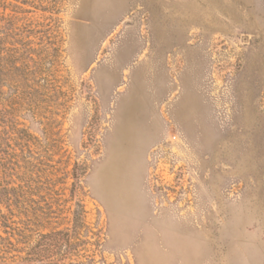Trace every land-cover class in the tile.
Listing matches in <instances>:
<instances>
[{"label": "rangeland", "instance_id": "rangeland-1", "mask_svg": "<svg viewBox=\"0 0 264 264\" xmlns=\"http://www.w3.org/2000/svg\"><path fill=\"white\" fill-rule=\"evenodd\" d=\"M0 1V264H264V0Z\"/></svg>", "mask_w": 264, "mask_h": 264}, {"label": "trees", "instance_id": "trees-1", "mask_svg": "<svg viewBox=\"0 0 264 264\" xmlns=\"http://www.w3.org/2000/svg\"><path fill=\"white\" fill-rule=\"evenodd\" d=\"M1 1V0H0ZM13 2H15V3H21V4H24L23 3V0H12Z\"/></svg>", "mask_w": 264, "mask_h": 264}]
</instances>
